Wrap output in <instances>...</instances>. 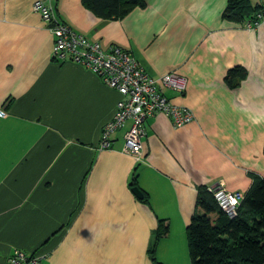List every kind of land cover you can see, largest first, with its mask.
I'll return each mask as SVG.
<instances>
[{
  "label": "crops",
  "instance_id": "crops-1",
  "mask_svg": "<svg viewBox=\"0 0 264 264\" xmlns=\"http://www.w3.org/2000/svg\"><path fill=\"white\" fill-rule=\"evenodd\" d=\"M39 0H0V264L16 249L39 264H190L186 228L200 187L244 196L264 177V20L223 18L228 0H145L122 19L102 20L81 0H53L58 21L104 49L128 50L194 119L174 128L146 120L144 161L122 153L129 123L99 149L121 99L91 72L52 60L53 38L33 10ZM253 5L264 0H250ZM241 66L238 87L225 83ZM142 198L132 193L130 182Z\"/></svg>",
  "mask_w": 264,
  "mask_h": 264
},
{
  "label": "built area",
  "instance_id": "built-area-1",
  "mask_svg": "<svg viewBox=\"0 0 264 264\" xmlns=\"http://www.w3.org/2000/svg\"><path fill=\"white\" fill-rule=\"evenodd\" d=\"M52 2L53 0H39L33 4V10L40 14L52 35V60L56 63L70 62L86 69L104 86L117 91L121 96L111 119L102 126L99 149L110 150L113 134L129 123L123 135L121 151L131 156L134 162H143L142 139L147 119L162 114L174 128H180L194 119L191 110L172 104L163 91L167 89L181 94L185 91V80L174 73L155 79L142 69L128 50L117 46L104 49L99 42L90 41L75 33L58 21ZM257 18L260 22L264 20V10ZM259 23H248L246 27H256ZM209 191L228 218L232 219L237 215L241 194L227 191L222 184ZM39 263L40 258L36 255H29L18 249L7 260V264Z\"/></svg>",
  "mask_w": 264,
  "mask_h": 264
},
{
  "label": "trees",
  "instance_id": "trees-1",
  "mask_svg": "<svg viewBox=\"0 0 264 264\" xmlns=\"http://www.w3.org/2000/svg\"><path fill=\"white\" fill-rule=\"evenodd\" d=\"M82 5L102 20L122 19L145 0H81ZM264 4L250 0H228L223 18L234 23H259L257 15ZM247 77V71L236 66L225 75V83L234 89ZM136 187V175L130 182ZM146 200L143 196L141 199ZM159 221L149 258L152 264H162L154 256L155 245L167 232ZM190 264H264V177L253 182L242 196L237 215L230 219L218 207L207 187L198 189L194 212L186 228Z\"/></svg>",
  "mask_w": 264,
  "mask_h": 264
},
{
  "label": "water",
  "instance_id": "water-1",
  "mask_svg": "<svg viewBox=\"0 0 264 264\" xmlns=\"http://www.w3.org/2000/svg\"><path fill=\"white\" fill-rule=\"evenodd\" d=\"M132 193H133L137 198H142V193H141V191H140L137 187L132 188Z\"/></svg>",
  "mask_w": 264,
  "mask_h": 264
}]
</instances>
